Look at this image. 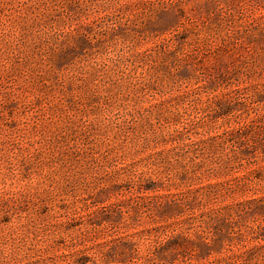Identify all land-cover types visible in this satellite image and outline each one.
<instances>
[{
    "label": "rangeland",
    "instance_id": "rangeland-1",
    "mask_svg": "<svg viewBox=\"0 0 264 264\" xmlns=\"http://www.w3.org/2000/svg\"><path fill=\"white\" fill-rule=\"evenodd\" d=\"M0 264H264V0H0Z\"/></svg>",
    "mask_w": 264,
    "mask_h": 264
}]
</instances>
